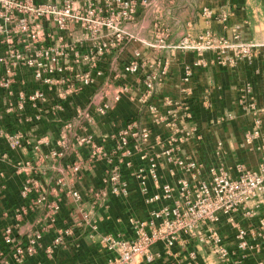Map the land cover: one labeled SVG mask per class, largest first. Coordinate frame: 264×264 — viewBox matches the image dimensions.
Here are the masks:
<instances>
[{
	"label": "crops",
	"instance_id": "crops-1",
	"mask_svg": "<svg viewBox=\"0 0 264 264\" xmlns=\"http://www.w3.org/2000/svg\"><path fill=\"white\" fill-rule=\"evenodd\" d=\"M135 2V13L123 26L131 39L105 54L100 65L104 73L94 85L71 94L66 90L67 95L61 100L55 97L57 86L47 88L51 100L44 111L30 102L21 111L13 107L8 112L0 91V236L6 226H13L17 242L23 243L33 230H42L36 253L20 264H103L110 255L103 243L105 237L132 236L129 217L145 214L137 199L136 182L131 181L127 198L100 197L101 191L107 190L105 177L112 165L109 158L114 159L111 135L125 124L135 122L151 128L152 145L155 134L182 135L180 120L189 110V121L198 128L200 138L187 136L182 143L184 154L206 164L215 163V142L221 140L227 165L235 160L250 167L258 163V154L242 144L252 115L243 110L240 98L250 85L248 96L257 107L264 106V56H257L249 64L240 62L234 67H223L212 61L211 51L198 57L193 51L172 47L186 34L195 36L211 31L230 37L235 30L244 40L264 45V0ZM203 8L209 9L213 17L204 16ZM81 44L86 52L89 40L85 37ZM135 53H139L140 67L137 72L128 73L125 66ZM118 58L122 64H117L119 67L114 71ZM198 58L207 65L195 68L190 81L182 82L184 67ZM152 70H158L159 79L148 101L142 103V80ZM117 93L119 100L113 101ZM102 100L111 102L110 110L105 115L92 114L91 103ZM150 106L155 110L151 111ZM226 113H231L232 119L221 121L220 117ZM16 132H20V144L12 147L10 137ZM48 148L60 154L50 157ZM75 165L79 166L77 172L72 170ZM26 178H31L32 183L23 197L20 191ZM70 190L80 193L79 205ZM42 195L46 198L44 202L38 201ZM50 202L59 206L54 219L47 209ZM78 206L89 214L90 221L81 223L83 226H76L83 221ZM263 215L264 202L256 208L254 217L241 219L247 230V247L233 250L226 263L217 262L207 250L197 247L202 264H264V239L260 238L259 227ZM65 227L74 228L73 233L48 255L46 248ZM222 233L231 243V233L227 229ZM185 255L184 247L176 245L162 256L160 264H183ZM0 264H18L11 248L5 249Z\"/></svg>",
	"mask_w": 264,
	"mask_h": 264
},
{
	"label": "built area",
	"instance_id": "built-area-1",
	"mask_svg": "<svg viewBox=\"0 0 264 264\" xmlns=\"http://www.w3.org/2000/svg\"><path fill=\"white\" fill-rule=\"evenodd\" d=\"M136 5L135 0H83L79 6L75 0H0V46L4 47L0 66L9 61L12 73L27 68L30 73H35L37 79H41L42 73H63L70 56L75 60L86 58L90 63L89 69L80 79L82 87L91 86L104 73L100 67L101 61L114 48V40L121 39L118 31L132 18ZM202 14L207 18L213 17L207 8L202 9ZM72 27L97 33L93 50L84 53L77 48L83 46L81 43L87 38V32L81 38V43L69 44L66 41L62 34H68ZM56 31L61 34L58 36ZM159 41L162 42L161 37ZM56 42L63 43V49L56 47ZM172 48L193 51L198 57L211 51L212 61L223 67H234L240 62L249 64L257 56H264V45L244 40L237 30L230 37L211 31L195 36L186 34ZM206 65L207 62L201 58L186 65L182 82L188 83L194 69ZM139 67V53H135L125 66V71L135 73ZM159 75L158 70H152L143 77L142 103L150 98ZM251 90L248 85L240 98L243 110L252 115L242 144L258 154L255 167L242 160L227 165L221 140L215 142V163L206 164L184 154L182 143L186 137L200 138L198 128L189 121V110L180 120V133L183 134L172 133L165 137L155 134L153 146L150 144L152 129L135 122L125 124L112 133L114 159L109 158L112 165L105 177L107 190H102L100 197L104 200L109 195L127 198L131 192V181L134 180L137 199L143 205L145 214L129 217L130 238L107 236L103 239L110 253L103 264H160L162 256L170 253L176 245L184 247L186 252L183 264H202L197 247L207 250L217 262L226 263L232 257L233 250L246 249L247 230L242 220L254 217L256 208L264 202V106L255 105L248 96ZM34 97L40 99L43 93L36 91L31 99ZM112 100H119V94H114ZM110 108L111 102L102 100L91 103L89 110L92 114L105 115ZM150 110L154 111L155 107L150 106ZM232 117L231 113H226L220 120H230ZM19 144L18 134L10 137L12 147ZM47 154L56 158L60 153L48 148ZM72 170L77 172L79 166H73ZM31 183V178L24 180L20 191L23 197L30 191ZM69 193L79 205L82 199L80 193L76 190ZM45 199V195H42L38 201L44 202ZM47 209L51 219H54L59 206L50 202ZM78 212L83 216V221L76 223V226L90 221L89 214L82 206H78ZM259 227L260 238L264 239V215L259 219ZM225 229L232 235L231 243L222 233ZM73 231L72 227L61 228L46 248V253L51 255ZM41 237L42 230H33L23 243H19L13 226H6L0 236V258L5 249L11 248L14 261L22 263L26 257L36 253Z\"/></svg>",
	"mask_w": 264,
	"mask_h": 264
},
{
	"label": "rangeland",
	"instance_id": "rangeland-1",
	"mask_svg": "<svg viewBox=\"0 0 264 264\" xmlns=\"http://www.w3.org/2000/svg\"><path fill=\"white\" fill-rule=\"evenodd\" d=\"M75 2L78 6L82 4L81 0H75ZM86 32L87 39L89 40V46L86 47L87 51L84 52L82 50L84 48L83 46H77V48L81 49L82 52L87 53L94 49V43L97 40V33L95 31H85L77 27H72L68 34L63 33L62 35L64 38H66V41L69 44H78L79 42L81 43L80 40L86 34ZM115 32L116 31L114 30V38ZM118 32L120 33L121 39L119 41L114 40V49H117L119 45L120 46L118 48H120L124 43L127 42L128 39H131L129 32L125 30L124 27ZM55 33L58 36L61 34L58 31ZM62 45L63 43L61 42L55 43V46L60 49H63ZM3 51L4 47L0 46V55L3 53ZM69 59L65 63V65L68 67L63 73H42L43 76L41 79H37L35 77V73H30L29 69L27 68H22L21 72L12 73L11 62H3L0 66V91L3 93L7 102V109L10 108L12 110L13 107H16L18 111H21L19 109H21L26 103L31 102L38 106L39 109L44 111L46 109L45 106L49 100H51L50 95L46 90L47 88L51 87L52 89L54 86H57L59 89L57 93H55V97L60 100L67 95L64 92L66 90L70 91L68 94L81 90L83 87L80 77L87 69H89V60L86 58H79L78 60H75L72 56H70ZM117 64H122L121 59L118 58L114 63V71H117L119 67ZM116 74L119 73H114V76ZM92 85H94V83ZM36 91L42 92L43 97L40 99H37L36 97L31 99ZM4 132L9 133L6 131ZM18 133L20 132H16V134Z\"/></svg>",
	"mask_w": 264,
	"mask_h": 264
}]
</instances>
